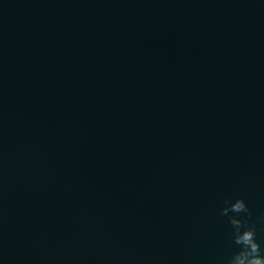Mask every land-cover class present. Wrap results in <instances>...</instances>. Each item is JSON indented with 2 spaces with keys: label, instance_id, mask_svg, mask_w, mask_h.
Here are the masks:
<instances>
[{
  "label": "water",
  "instance_id": "water-1",
  "mask_svg": "<svg viewBox=\"0 0 264 264\" xmlns=\"http://www.w3.org/2000/svg\"><path fill=\"white\" fill-rule=\"evenodd\" d=\"M236 196L264 213V0H0V264H226Z\"/></svg>",
  "mask_w": 264,
  "mask_h": 264
},
{
  "label": "clouds",
  "instance_id": "clouds-1",
  "mask_svg": "<svg viewBox=\"0 0 264 264\" xmlns=\"http://www.w3.org/2000/svg\"><path fill=\"white\" fill-rule=\"evenodd\" d=\"M219 214L226 218L230 239L236 246L226 264H264V251L256 239V225L264 224V213L254 222L244 199L236 196L223 199Z\"/></svg>",
  "mask_w": 264,
  "mask_h": 264
}]
</instances>
